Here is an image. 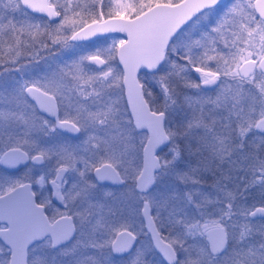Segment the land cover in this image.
<instances>
[{"label": "snow or ice", "instance_id": "snow-or-ice-1", "mask_svg": "<svg viewBox=\"0 0 264 264\" xmlns=\"http://www.w3.org/2000/svg\"><path fill=\"white\" fill-rule=\"evenodd\" d=\"M0 168V264H264V0H0Z\"/></svg>", "mask_w": 264, "mask_h": 264}, {"label": "flooded vegetation", "instance_id": "flooded-vegetation-1", "mask_svg": "<svg viewBox=\"0 0 264 264\" xmlns=\"http://www.w3.org/2000/svg\"><path fill=\"white\" fill-rule=\"evenodd\" d=\"M110 42H111V38H109V40H108V43H110ZM104 43H105V42H104L102 39H101V40H96V41H95V45H94V46L89 45L88 48H87L86 50H93V47L104 46ZM66 51H71V50H66ZM53 52H55V53H57V54H59V55H63V53H61L59 49H53ZM75 54H76L77 56L80 55V51H79V49L76 50ZM69 58H71V57H69ZM0 170L5 171V170L2 169V168H0ZM23 171H24V170L21 169V172H23Z\"/></svg>", "mask_w": 264, "mask_h": 264}, {"label": "rangeland", "instance_id": "rangeland-1", "mask_svg": "<svg viewBox=\"0 0 264 264\" xmlns=\"http://www.w3.org/2000/svg\"><path fill=\"white\" fill-rule=\"evenodd\" d=\"M0 174H4V171L0 170ZM207 183L208 184H211L212 183V180H211L210 177L208 178ZM120 264H123V262H120Z\"/></svg>", "mask_w": 264, "mask_h": 264}]
</instances>
